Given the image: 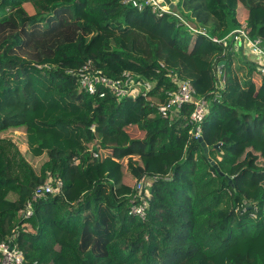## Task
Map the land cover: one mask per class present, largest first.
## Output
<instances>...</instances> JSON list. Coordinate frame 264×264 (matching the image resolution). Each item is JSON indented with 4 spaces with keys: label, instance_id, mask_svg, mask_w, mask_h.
<instances>
[{
    "label": "trees",
    "instance_id": "trees-1",
    "mask_svg": "<svg viewBox=\"0 0 264 264\" xmlns=\"http://www.w3.org/2000/svg\"><path fill=\"white\" fill-rule=\"evenodd\" d=\"M177 7L218 38L245 24L264 47V0ZM227 43L122 0H0V242L19 226L16 241L37 264H264V65L242 56L244 41ZM89 61L156 86L147 97L89 93L79 77ZM35 74L82 112L33 123L42 107ZM174 76L199 96L219 94L201 129L209 156L189 134L192 103L172 116L158 110L178 87ZM17 131L27 151L8 134ZM144 177L143 219L130 194ZM47 181H62L61 193L21 219Z\"/></svg>",
    "mask_w": 264,
    "mask_h": 264
},
{
    "label": "built area",
    "instance_id": "built-area-1",
    "mask_svg": "<svg viewBox=\"0 0 264 264\" xmlns=\"http://www.w3.org/2000/svg\"><path fill=\"white\" fill-rule=\"evenodd\" d=\"M122 2L138 10L149 8L157 16L170 15L176 20L177 25L186 26L191 32L201 34L214 42L223 43L225 46L230 38L235 41H244L260 64L264 65L263 41L260 37H252L245 24L243 27L235 29L228 36L218 38L210 33L208 27L191 22L179 9L175 11L171 4L174 3L177 6L176 0H122ZM262 71L264 72V68ZM79 72L80 84L85 91L95 93L98 88H107L119 99L127 96L137 97L139 95L147 97L150 90L156 86V83L134 75L131 71H124L119 78L107 76L100 70L94 69L91 61L86 63ZM217 73L221 79L223 63H219ZM174 80L177 82V89L168 92V102L158 104V110L164 116H172L174 113H179L185 104L192 103L194 109L187 118V124L191 125L190 136L199 139L201 137L202 123L209 112L211 103L219 98V94L216 91L211 95L199 96L189 79L177 80L175 77ZM151 181L150 177L142 178L130 194L131 212L143 219L146 218L149 207L150 194L148 190ZM62 186V181H57L56 183L47 181L38 185L32 198L26 203L25 208L20 211L21 219H26L34 214V203L38 199L47 195L61 193ZM15 232L8 240L0 242V253L2 255L0 264H37L36 262L29 263L26 261L25 254L16 241L19 234V226L16 227Z\"/></svg>",
    "mask_w": 264,
    "mask_h": 264
},
{
    "label": "rangeland",
    "instance_id": "rangeland-1",
    "mask_svg": "<svg viewBox=\"0 0 264 264\" xmlns=\"http://www.w3.org/2000/svg\"><path fill=\"white\" fill-rule=\"evenodd\" d=\"M54 1L57 0H46L48 4H52ZM177 1V0H176ZM171 19H174L172 16H170ZM188 18V17H187ZM246 18V16H245ZM244 18V21H245ZM190 20V18H188ZM245 23V22H244ZM186 28L182 27V32H185ZM248 48V49H247ZM251 50L249 47H246V52ZM248 53H246L247 55ZM240 69V73H243L245 71V67L242 65H237ZM263 66V65H260ZM35 80H36V86L38 88V93L41 97L42 100V107L40 110L34 114L31 115V121L33 123H41L44 120H48L51 118L53 115L57 114H62V115H75V114H80L82 112L81 109H79L76 105L69 103L66 100H61L58 99L55 95V92L52 88H50L47 84V81L41 78L38 75H34ZM10 80L12 81V75L9 76ZM74 130V129H72ZM71 131V130H70ZM12 138L16 139L17 142L20 144V147L24 150L27 151L24 139H23V132H9L8 133ZM72 134L74 136L79 135L80 131L74 130L72 131ZM262 201H264V197L261 198ZM262 206H264V202L262 203ZM260 207V206H259ZM238 211V209L236 210ZM212 216V215H211Z\"/></svg>",
    "mask_w": 264,
    "mask_h": 264
},
{
    "label": "water",
    "instance_id": "water-1",
    "mask_svg": "<svg viewBox=\"0 0 264 264\" xmlns=\"http://www.w3.org/2000/svg\"><path fill=\"white\" fill-rule=\"evenodd\" d=\"M171 7H173V9L175 11H177V9H178L177 6L174 3L171 4ZM199 142L204 147V151H205L206 155L209 156V146L207 145V143L205 142V140H204V138L202 136L199 138ZM217 146H220V145L218 144ZM212 163L215 165L216 168L219 169L218 164L215 161H212Z\"/></svg>",
    "mask_w": 264,
    "mask_h": 264
},
{
    "label": "crops",
    "instance_id": "crops-1",
    "mask_svg": "<svg viewBox=\"0 0 264 264\" xmlns=\"http://www.w3.org/2000/svg\"><path fill=\"white\" fill-rule=\"evenodd\" d=\"M246 47H248L246 44L241 46L242 56L245 55L247 59L254 60L256 57L252 54V52L250 53V51H248V50L246 52L245 51ZM238 50H240V49H238ZM246 53H248V54L246 55ZM242 56H240V57L242 58ZM236 63L239 65L238 59H237Z\"/></svg>",
    "mask_w": 264,
    "mask_h": 264
}]
</instances>
